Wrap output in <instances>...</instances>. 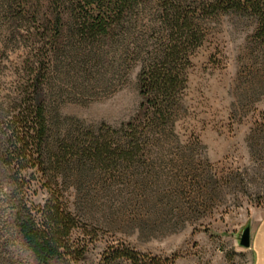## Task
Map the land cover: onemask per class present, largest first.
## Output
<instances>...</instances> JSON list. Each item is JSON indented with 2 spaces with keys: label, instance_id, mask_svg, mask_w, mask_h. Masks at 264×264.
<instances>
[{
  "label": "trees",
  "instance_id": "obj_1",
  "mask_svg": "<svg viewBox=\"0 0 264 264\" xmlns=\"http://www.w3.org/2000/svg\"><path fill=\"white\" fill-rule=\"evenodd\" d=\"M2 8L8 41H23L26 57L16 90L0 102V189L10 175L7 218L35 264L79 261L86 245L73 237L84 221L101 208L120 219L140 197L153 148L179 141L189 71L209 23L252 18L264 46V0H4ZM135 63L141 103L131 119L92 126L62 115L66 99L86 104ZM34 181L47 196L41 205L28 197ZM143 258L121 247L111 260L164 264Z\"/></svg>",
  "mask_w": 264,
  "mask_h": 264
},
{
  "label": "rangeland",
  "instance_id": "obj_2",
  "mask_svg": "<svg viewBox=\"0 0 264 264\" xmlns=\"http://www.w3.org/2000/svg\"><path fill=\"white\" fill-rule=\"evenodd\" d=\"M3 3L1 103L16 90V70L26 57L23 41H8L11 25ZM208 27L189 71L179 141L153 148L157 156L144 173L148 181L122 218L101 208L94 220L84 221L73 237L86 245L79 261L54 264H131L111 260L121 247L139 252L146 263L254 264L252 247L242 248L240 240L254 215L264 211V46L254 40L252 18L225 14ZM140 68L135 63L106 88L90 92L86 104L66 99L62 115L119 127L140 106ZM9 176L2 175L0 189V264H35L7 218ZM37 183L28 197L41 205L47 196Z\"/></svg>",
  "mask_w": 264,
  "mask_h": 264
},
{
  "label": "crops",
  "instance_id": "obj_3",
  "mask_svg": "<svg viewBox=\"0 0 264 264\" xmlns=\"http://www.w3.org/2000/svg\"><path fill=\"white\" fill-rule=\"evenodd\" d=\"M253 263L264 264V211L254 215L251 225Z\"/></svg>",
  "mask_w": 264,
  "mask_h": 264
},
{
  "label": "water",
  "instance_id": "obj_4",
  "mask_svg": "<svg viewBox=\"0 0 264 264\" xmlns=\"http://www.w3.org/2000/svg\"><path fill=\"white\" fill-rule=\"evenodd\" d=\"M240 245L244 249H251L252 240H251V228L247 227L241 235Z\"/></svg>",
  "mask_w": 264,
  "mask_h": 264
}]
</instances>
